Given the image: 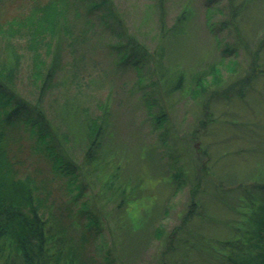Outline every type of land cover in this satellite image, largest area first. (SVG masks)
Masks as SVG:
<instances>
[{
  "label": "rangeland",
  "instance_id": "rangeland-1",
  "mask_svg": "<svg viewBox=\"0 0 264 264\" xmlns=\"http://www.w3.org/2000/svg\"><path fill=\"white\" fill-rule=\"evenodd\" d=\"M31 1L0 0V20ZM115 2L129 32L156 51L155 60L137 70L113 66L104 43L112 37L104 30L80 48L83 84L67 87L60 71L43 97L47 116L61 128L67 126L56 113L73 98L89 116L105 117L99 155L88 172L57 173L33 148L35 134L20 124L10 141L17 167L46 181L51 193L39 191L45 212L51 203L82 264H227L218 256L217 250L226 253L219 241L241 237L248 200L255 203L243 192L256 194L253 184L264 181V0H164V33L156 0ZM16 44V89L34 102L26 39ZM211 64L217 74L206 75L203 91L192 95L194 75ZM251 66L255 71L243 84ZM179 74L182 88L169 91ZM81 146L66 143L76 163ZM121 188L125 206L118 204ZM186 239L195 246L185 249Z\"/></svg>",
  "mask_w": 264,
  "mask_h": 264
},
{
  "label": "trees",
  "instance_id": "trees-1",
  "mask_svg": "<svg viewBox=\"0 0 264 264\" xmlns=\"http://www.w3.org/2000/svg\"><path fill=\"white\" fill-rule=\"evenodd\" d=\"M156 3L160 9L159 20L164 33V0H156ZM234 14L233 9L231 16ZM185 17L184 13L180 14L177 24ZM99 25L102 28L99 29ZM104 30L112 37V40L104 43L112 53L113 66H121L124 70L131 64L137 70L139 63L144 60H155L156 51H149L144 42L129 32L115 0H32L28 9L0 20V264L83 262L68 243L62 221L53 214L51 203L45 212L46 202L39 191L45 187L46 181L43 183L30 172L21 173V169L17 167L18 160L10 148V141L12 130L25 124L29 134H35L33 148L50 159L53 171L72 176L82 173L79 170L82 168H85L84 172H88L87 165L99 155L100 133L105 117L101 116L99 119L89 116L83 111L80 102L73 98L58 108L56 114L60 123L67 126V129L61 128L58 122L47 116L43 97L55 86L56 76L60 71L65 72L62 82L67 87H80L83 84L85 77L80 71L85 54L80 48ZM18 38L26 39L25 47L30 52L31 75L37 85L34 102L16 89L21 66V53L16 44ZM97 45L96 41L92 47L96 49ZM65 53L71 55L72 59L65 60ZM118 63H123V66ZM217 69L215 64H211L196 72L192 95L203 91L206 75H216ZM251 69L242 80L243 84L247 78L252 77L250 75L255 68L251 66ZM160 75L166 81L163 69ZM140 79L141 76H138L136 82ZM176 79L170 85L171 88L166 89H181V74ZM159 119L157 115L155 120ZM70 141L83 146L80 163L74 162L70 148L66 147V143ZM74 170L78 172L75 173ZM108 183H111L110 180L106 182ZM253 185L257 186L256 194L251 193L248 188L243 192L244 195L248 192V197L257 203L248 200L252 209L250 217L245 221L247 224L242 238L234 236L219 241L226 253L217 250L218 256L230 264H264V181ZM45 188L46 191L43 190L46 193H51L50 189ZM78 188L81 189V184ZM123 190L121 188L118 204L125 206L127 194ZM125 214L127 215L125 212L122 218L127 219ZM92 217L98 227L99 219ZM125 221L121 227H126L128 223ZM129 233L128 231L127 234ZM184 241L185 249L195 246L188 239Z\"/></svg>",
  "mask_w": 264,
  "mask_h": 264
}]
</instances>
